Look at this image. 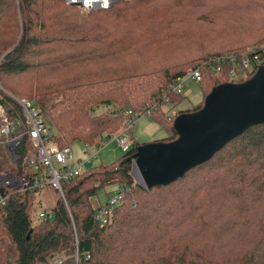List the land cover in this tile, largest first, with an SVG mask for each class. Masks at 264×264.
I'll return each mask as SVG.
<instances>
[{
	"label": "trees",
	"instance_id": "1",
	"mask_svg": "<svg viewBox=\"0 0 264 264\" xmlns=\"http://www.w3.org/2000/svg\"><path fill=\"white\" fill-rule=\"evenodd\" d=\"M252 48L264 64V0H114L91 11L66 0H0V105L23 122L13 135L24 133L14 158L0 143V171L34 174L19 99L40 109L61 147L101 146L104 135L156 103L152 118L170 125L168 142L179 135L164 98L183 100L171 91L175 79L200 68L206 100L214 87L256 73L257 64L245 78L229 59L217 62L240 60ZM100 105L116 109L95 114ZM139 145L112 165L64 181L66 201L61 197L47 219L34 218L38 191L0 183L8 197L0 207V264H264V123L152 188L134 177ZM115 183L121 200L100 224L92 197Z\"/></svg>",
	"mask_w": 264,
	"mask_h": 264
},
{
	"label": "water",
	"instance_id": "2",
	"mask_svg": "<svg viewBox=\"0 0 264 264\" xmlns=\"http://www.w3.org/2000/svg\"><path fill=\"white\" fill-rule=\"evenodd\" d=\"M260 123H264V64L251 78L214 87L200 110L180 113L174 121L177 139L139 145L131 158L143 186L166 185ZM10 151L15 155L14 149Z\"/></svg>",
	"mask_w": 264,
	"mask_h": 264
},
{
	"label": "built area",
	"instance_id": "3",
	"mask_svg": "<svg viewBox=\"0 0 264 264\" xmlns=\"http://www.w3.org/2000/svg\"><path fill=\"white\" fill-rule=\"evenodd\" d=\"M114 0H66L68 4L78 5L81 8L91 11L93 7L97 4H112ZM225 59H229L235 66L244 71L243 76L246 78L247 70L252 71L256 67L259 68L263 64L260 53L256 48L250 49V53L243 55L240 60L234 55L227 57L221 56L217 59L218 63H222ZM254 61H256L254 63ZM257 66L254 68V65ZM212 69L214 71H219L221 66L212 64ZM236 68L230 73L231 78H237ZM202 79V73L200 68L190 69L185 74L177 77L174 83L171 85V91L175 94H182L185 84L190 81L200 82ZM26 119V131L30 137L33 144V151L28 154L25 161L29 166L34 168V174L31 178H26L23 176H15L11 172L0 171V183L4 187L14 188L18 191L36 190L42 191L43 188L48 185H52L61 193V197L65 198L62 183L68 181L83 172H85V167L88 162L97 155H99L101 146L99 145H86V152L89 153V158L87 160L75 159L73 150L70 145H65L63 147L57 145L53 140V135L50 131L49 124L40 109L37 108L34 103L28 99H19ZM166 105L171 103L169 98H164ZM158 104L156 103L151 108L147 107L144 111H140L131 119H126L125 128L131 126L135 120L141 115H149L152 117L154 111L157 109ZM127 114H132L127 111ZM168 120L176 119L180 112L175 109L169 108ZM0 117L2 119V126L0 127V143L5 144V147L14 158L10 149H15L18 147L20 142L23 140L24 133L13 135V133L22 126L23 122L18 120H12L7 114V107L5 105H0ZM119 146L125 152H128L132 147L130 141L123 135V130L118 132L115 136ZM121 191L115 193L111 200L105 204H101L95 212V220L100 224H107L111 221L113 207L116 206L121 200ZM8 197L0 190V207L7 204ZM51 210L40 211L39 217L42 219H47L52 216ZM62 259L58 258L54 261V264H61Z\"/></svg>",
	"mask_w": 264,
	"mask_h": 264
},
{
	"label": "rangeland",
	"instance_id": "4",
	"mask_svg": "<svg viewBox=\"0 0 264 264\" xmlns=\"http://www.w3.org/2000/svg\"><path fill=\"white\" fill-rule=\"evenodd\" d=\"M183 100L176 105L170 103L165 108L167 110L169 108L175 109L178 112L181 111H192L195 110L197 107L205 104V93L203 87L200 82L190 81L185 84L183 93H182ZM116 107L114 106H107V105H100L97 109L94 110L95 114H106L111 111H114ZM50 131L52 135L55 136V130L52 126L49 125ZM122 131V130H121ZM120 132V131H119ZM172 133L170 125L164 124L160 120L156 118H152L149 115H141L138 117L135 122L125 128V123L123 127V135L130 141L131 147L134 143L138 144H148L153 143L156 141H162L169 137ZM117 134V133H116ZM116 134H106L104 135L101 142V150L97 157L93 158L91 162H88L85 167V171H88L94 167L100 166L101 164L104 165H112L113 163L117 162L126 152L121 149L117 139L115 138ZM73 150L75 159H83L87 160L89 158V153L86 150V144L83 142H74L71 145ZM134 177L138 183L143 185L141 182V176L138 172L136 166L134 167ZM145 187V186H144ZM122 190V185L115 183L110 184L101 188L97 195L92 197V202L94 207H99L101 204L107 203L115 193ZM38 199V208L37 213L35 215V220L39 219V212L43 210H51L53 209L58 201L61 198V193L55 189L52 185H48L47 187L43 188L42 191L37 193ZM63 201L65 202L64 198ZM51 264V262L49 263ZM53 264V263H52Z\"/></svg>",
	"mask_w": 264,
	"mask_h": 264
}]
</instances>
